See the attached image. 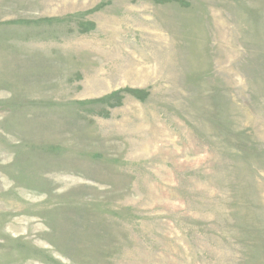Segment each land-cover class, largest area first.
I'll list each match as a JSON object with an SVG mask.
<instances>
[{
    "label": "rangeland",
    "instance_id": "obj_1",
    "mask_svg": "<svg viewBox=\"0 0 264 264\" xmlns=\"http://www.w3.org/2000/svg\"><path fill=\"white\" fill-rule=\"evenodd\" d=\"M0 264H264V0H0Z\"/></svg>",
    "mask_w": 264,
    "mask_h": 264
}]
</instances>
